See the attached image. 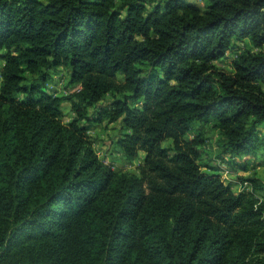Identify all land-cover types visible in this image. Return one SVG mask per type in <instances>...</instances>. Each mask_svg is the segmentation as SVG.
<instances>
[{
    "label": "trees",
    "instance_id": "1",
    "mask_svg": "<svg viewBox=\"0 0 264 264\" xmlns=\"http://www.w3.org/2000/svg\"><path fill=\"white\" fill-rule=\"evenodd\" d=\"M0 58V264H264V182L233 191L190 134L264 157V0H0ZM103 120L137 174L99 160Z\"/></svg>",
    "mask_w": 264,
    "mask_h": 264
},
{
    "label": "rangeland",
    "instance_id": "2",
    "mask_svg": "<svg viewBox=\"0 0 264 264\" xmlns=\"http://www.w3.org/2000/svg\"><path fill=\"white\" fill-rule=\"evenodd\" d=\"M246 46L242 43H234L233 49L227 52V58L215 61L218 68H222L227 72L232 71L231 60L236 56L237 50H243ZM255 50V49H253ZM256 51V50H255ZM1 52H4L3 50ZM3 66V60L0 58V71ZM49 79L47 81L48 92L57 95H69L75 90H78V85L69 83L68 71L64 67L51 68L49 70ZM30 79V76L27 77ZM1 82V77H0ZM112 100L111 95H106L102 106H108ZM95 108L87 109L89 115ZM74 113L69 103L65 102L62 107L63 121L66 123L74 117ZM91 122H81L87 127V135L89 136L92 146L99 160L106 166H109L116 172L138 173L137 167L142 162L143 154L140 153L134 160H127L116 146L115 141L121 134L120 122H109L103 120L99 123L90 124ZM201 133L205 138L204 146L201 148V156L198 161L203 170L212 168L215 169L221 176L222 180L230 184L233 191H239L241 186L247 189L248 181L244 178L256 175L264 182V157L255 156L250 158L233 157L229 152L225 151L222 142V136L213 128L211 123H195L190 134ZM168 145V144H166ZM245 160V161H244ZM246 168V170H244Z\"/></svg>",
    "mask_w": 264,
    "mask_h": 264
},
{
    "label": "built area",
    "instance_id": "3",
    "mask_svg": "<svg viewBox=\"0 0 264 264\" xmlns=\"http://www.w3.org/2000/svg\"><path fill=\"white\" fill-rule=\"evenodd\" d=\"M245 184H246V183H244V186H245ZM244 186H243V187L241 186V188H240L239 190H242V189L244 188Z\"/></svg>",
    "mask_w": 264,
    "mask_h": 264
},
{
    "label": "crops",
    "instance_id": "4",
    "mask_svg": "<svg viewBox=\"0 0 264 264\" xmlns=\"http://www.w3.org/2000/svg\"><path fill=\"white\" fill-rule=\"evenodd\" d=\"M249 184V183H248ZM247 189H251V185L249 184V186L247 187Z\"/></svg>",
    "mask_w": 264,
    "mask_h": 264
}]
</instances>
